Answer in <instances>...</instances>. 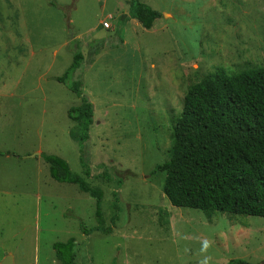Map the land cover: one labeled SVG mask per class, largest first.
I'll return each instance as SVG.
<instances>
[{"label": "rangeland", "instance_id": "374dc122", "mask_svg": "<svg viewBox=\"0 0 264 264\" xmlns=\"http://www.w3.org/2000/svg\"><path fill=\"white\" fill-rule=\"evenodd\" d=\"M131 1L0 0V264H62L53 245L72 237L78 264H264V217L176 207L152 174L192 84L264 65V0H140L162 13L151 29ZM76 51L72 81L94 104L85 178L105 193L106 231L90 234L96 200L42 157L84 176L69 117L80 99L56 80Z\"/></svg>", "mask_w": 264, "mask_h": 264}, {"label": "trees", "instance_id": "16d2710c", "mask_svg": "<svg viewBox=\"0 0 264 264\" xmlns=\"http://www.w3.org/2000/svg\"><path fill=\"white\" fill-rule=\"evenodd\" d=\"M129 17L151 29L162 13L140 0H132ZM83 60L84 55L76 51L70 67L56 80L80 99L79 106L70 108L69 117L77 123V132L73 130L71 135L80 145L84 176L75 173L59 156L42 153V157L54 180L75 184L96 200L97 226L87 229L82 224L85 234H90L105 230V193L85 178L91 176L84 148L94 123V104L83 95L82 80L72 81ZM172 139L169 159L152 171L165 174L163 192L172 205L200 209L208 216L227 212L264 217V65L235 73L219 69L192 84L173 127ZM118 183L122 185V178ZM53 248L62 264H78L75 238L56 242ZM227 264L247 262L230 260Z\"/></svg>", "mask_w": 264, "mask_h": 264}, {"label": "water", "instance_id": "95a60500", "mask_svg": "<svg viewBox=\"0 0 264 264\" xmlns=\"http://www.w3.org/2000/svg\"><path fill=\"white\" fill-rule=\"evenodd\" d=\"M1 264H14L12 257H7Z\"/></svg>", "mask_w": 264, "mask_h": 264}, {"label": "built area", "instance_id": "2783aa9c", "mask_svg": "<svg viewBox=\"0 0 264 264\" xmlns=\"http://www.w3.org/2000/svg\"><path fill=\"white\" fill-rule=\"evenodd\" d=\"M104 27L109 28L110 27V23L109 22H105L104 23Z\"/></svg>", "mask_w": 264, "mask_h": 264}]
</instances>
